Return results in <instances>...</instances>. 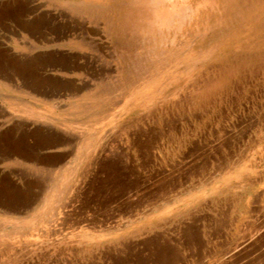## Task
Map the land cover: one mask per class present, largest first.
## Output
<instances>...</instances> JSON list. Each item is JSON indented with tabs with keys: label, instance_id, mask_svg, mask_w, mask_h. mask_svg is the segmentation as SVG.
I'll use <instances>...</instances> for the list:
<instances>
[{
	"label": "rangeland",
	"instance_id": "374dc122",
	"mask_svg": "<svg viewBox=\"0 0 264 264\" xmlns=\"http://www.w3.org/2000/svg\"><path fill=\"white\" fill-rule=\"evenodd\" d=\"M72 2L0 0V264H158L163 247L171 264H264V66L199 95L233 7H203L153 92H116L88 134L72 107L122 64Z\"/></svg>",
	"mask_w": 264,
	"mask_h": 264
},
{
	"label": "bare ground",
	"instance_id": "6f19581e",
	"mask_svg": "<svg viewBox=\"0 0 264 264\" xmlns=\"http://www.w3.org/2000/svg\"><path fill=\"white\" fill-rule=\"evenodd\" d=\"M220 1L233 9L228 17L226 16L227 19L220 34L213 36L219 47L218 51L213 52L219 66L216 76L211 77L199 90L202 99H207L217 91L225 89L224 87L229 85L233 77L241 76V73L246 69L264 66V0H201L196 7H191L187 0H73L69 5L72 10L78 14H86L93 18L95 23L103 25L106 36L113 40L117 49V58L122 64L118 81L101 83L99 88L87 90L85 99L76 102L72 107L73 115H80L84 118L88 134L91 133L94 122L99 120L104 110L113 103L116 92H119L124 100L137 96L143 97L160 84L161 78L179 53L178 50L170 48L169 43H176L175 39L178 34L188 32L189 28L192 29L193 23H197L201 18L203 7L207 8L209 17L214 16ZM244 33H247L246 37H248L245 42L241 37ZM85 34V36L79 37L78 45H94L89 40L88 32ZM235 48L239 50L237 51ZM53 70L69 71L68 68L62 67ZM250 71L252 70L250 69ZM64 142L55 140L54 143L47 146V149L58 148ZM28 156L27 159L36 160L35 156ZM206 159L208 158L206 157ZM169 176L171 175L166 173L162 179ZM59 186L55 191L57 193L62 191L63 194V187ZM221 220L224 223L227 219ZM263 240L264 230L255 238L256 242L261 243ZM251 248V245L247 243L234 255V258L246 256ZM176 257L172 250L163 247L159 249L157 262L158 264H171Z\"/></svg>",
	"mask_w": 264,
	"mask_h": 264
}]
</instances>
